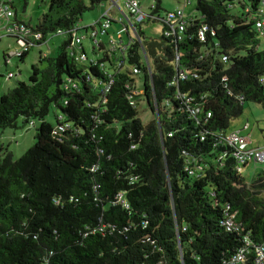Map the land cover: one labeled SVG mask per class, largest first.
<instances>
[{"label":"trees","instance_id":"1","mask_svg":"<svg viewBox=\"0 0 264 264\" xmlns=\"http://www.w3.org/2000/svg\"><path fill=\"white\" fill-rule=\"evenodd\" d=\"M86 1L49 0L36 30L44 39L59 30H92L79 27ZM88 1L93 9L103 0ZM262 1L247 0L254 8ZM195 9L204 16L198 24L216 33L208 34V58L199 60L193 52L199 49L194 39L170 43L163 28L142 43L157 107L138 42L126 59L103 53L94 64L85 51L88 61L76 63L68 53L70 34L56 57L44 59L43 69L31 67L28 83L0 96V130L16 129L18 119L21 129L35 130L34 146L20 159L0 150V264H222L241 235L264 243V171L247 181L231 159L219 160L226 150L213 147L245 103L264 109V49L252 26L220 0H197ZM176 47L179 68L200 77L180 83L179 90L168 86ZM221 55L230 58L226 66ZM133 67L140 77L133 76ZM108 78L113 82L103 103L99 89ZM68 79L76 89L63 87ZM135 82L152 113L147 123L139 110L147 111L145 105H130L126 86ZM178 92L195 101L185 105ZM165 100L167 108L161 106ZM196 104L200 113L193 116L189 110ZM60 125L69 127L54 135ZM202 134H208L204 143ZM188 159L204 171L190 176ZM227 208L239 234L224 230Z\"/></svg>","mask_w":264,"mask_h":264},{"label":"built area","instance_id":"2","mask_svg":"<svg viewBox=\"0 0 264 264\" xmlns=\"http://www.w3.org/2000/svg\"><path fill=\"white\" fill-rule=\"evenodd\" d=\"M109 1L112 5L106 11V14H103L99 21L95 25L98 26L99 30H96L94 27L90 31L84 32L85 34H79L77 29L70 31H57L55 35L48 36L43 38L42 34L36 30L35 27H32L30 24H27L17 17L16 10L14 8V0H0V42L4 39L10 40L13 43L14 49L11 48L9 52L6 53L4 58V65H8L12 59H19L25 54H29L34 48L40 49L43 45L48 46L49 39L54 36H65L67 34L71 35L72 43L68 51L69 55L75 60L76 63H82L88 61V57L84 52L86 51L83 46V39H88L91 45L92 57L89 58V61L96 64L97 60H100L101 55L105 53L110 57H117L123 59L127 57L128 48L133 45L135 42H138L141 51V60L142 64L146 68L149 85L152 90V100L153 106L157 107V102L153 93L154 85L152 81L151 73V62L148 59L144 47L142 45L146 36L153 37V35H144L141 36L140 33L143 32L142 28L144 25L159 23L161 28L164 29L163 36L165 39H168L170 43L175 44L176 46L182 44L186 39L192 41L193 39L197 42L199 49H194L195 54H199V60L203 58H208L212 47L207 45L208 34L211 37L215 36V31L212 30L207 24L200 23L204 16L198 10H192L189 13L186 12L187 5H190V0H182L183 8H175L172 11H167L163 17H160V14H154L157 6H161V0H153L151 5L148 8L149 13H145L141 7L139 0H122L124 2L123 11L117 6L120 0H106ZM222 5H224L228 12L233 16L238 17L243 20L244 25H251L254 31L261 39L260 46L264 49V0L260 2L256 8L251 6V3L247 0H220ZM197 5V4H196ZM117 8V10L124 16V21L120 20L123 23V29L128 37V42L124 43L121 38L118 41L106 40L105 36L108 35L107 29L111 24L116 23L114 18L109 15L111 9ZM128 29H131V35L128 32ZM217 46V44H215ZM50 53L45 52L40 55L39 61L49 58ZM51 58V57H50ZM220 63L227 65L230 61V58L226 55L220 56ZM123 61V60H122ZM180 54L178 48H175L174 52V68L175 75L174 78L170 81V87H175L177 90L180 83L188 82L190 80H198L200 77L196 74L195 71L189 69L179 68ZM117 64V60H116ZM104 64H101L103 66ZM132 74L134 77H140L142 72L137 67H133ZM15 78V75L12 72L6 74V80L10 81ZM227 77L222 78V82H226ZM112 79L108 78L106 83L100 84L99 93L104 103V97L108 93L110 86L112 85ZM260 83L264 85V78L260 79ZM77 85L72 80H67L64 82L63 87L66 89L74 88L76 89ZM127 90H130V105L135 106L138 104L140 107H146L147 112L151 116L152 113L149 110L147 100L143 93V87L140 83L135 82V85L128 84L126 86ZM178 98L185 105L189 106L192 104L195 99L190 95V93H179ZM140 100V101H138ZM238 100L242 102L243 98L239 97ZM142 103V104H141ZM163 108L169 106L168 101L161 102ZM190 114L196 116L200 113L199 107L194 106L189 110ZM152 117V116H151ZM210 113L207 114V119L210 118ZM94 119H97L95 117ZM33 123H31V126ZM68 125H60L56 127L53 131L54 135H61L65 133L68 129ZM246 129L249 128V125H246ZM206 135L202 134L200 136V142H206ZM171 137V135H168ZM252 144L251 138L249 136H242L240 132H228L225 134L217 135L216 140L213 143L214 148H223L226 151L224 155L220 157L219 160L231 159L234 162V170L239 176H245V171L251 164H261L263 165L264 171V144L251 147ZM221 161H219L220 163ZM185 172L190 176H197L199 173L204 171V166L200 165L198 162L196 164L195 160L188 159L185 163ZM222 165V164H221ZM121 196L119 195V199ZM127 208V204H123ZM226 233L239 234L241 229L235 223V214H228V208L226 209V221L222 223ZM186 228H182L181 231L184 232ZM181 232L176 230V234L179 236ZM239 246L233 252V254L222 264H264V243L257 244L254 243L249 234L241 235ZM179 250L180 245H179Z\"/></svg>","mask_w":264,"mask_h":264},{"label":"rangeland","instance_id":"3","mask_svg":"<svg viewBox=\"0 0 264 264\" xmlns=\"http://www.w3.org/2000/svg\"><path fill=\"white\" fill-rule=\"evenodd\" d=\"M153 0H139L141 7L145 13H149L148 8ZM190 5H187L186 12L189 13L195 10L197 0H190ZM49 0H14V8L17 13L19 20L30 24L35 27L38 20L47 11ZM109 1L103 0L99 4L95 5L93 9L90 8V2L86 1V7L88 9L83 13L79 27H94L99 30L98 26L95 25L100 20L103 14L111 7ZM123 11L124 2L120 0L117 4ZM159 14L163 17L167 11H172L175 8H183L182 0H161ZM109 15L114 18L116 23L110 25L107 29L108 35L105 36L106 40L118 41L120 38L124 43L128 42V37L123 29L124 16L114 7L109 12ZM125 24V21H124ZM145 35H160L161 24L154 23L144 25L142 28ZM129 34L131 29H128ZM83 33V32H82ZM84 34V33H83ZM131 35V34H130ZM68 40L67 36H54L49 39L48 47L43 45L40 49L34 48L27 55L23 63H18L17 60L12 59L8 65H4L3 54L14 49L13 43L10 40L4 39L0 42V96L6 93L9 89L14 88L17 83H28V79L31 73V67L33 65L43 69L46 66L45 61L39 64L40 55L43 53H50V57L54 58L60 51L62 43ZM83 46L89 57L92 56L91 45L88 39H83ZM12 72L15 78L7 81L6 74ZM66 78H63L65 81ZM140 101V100H138ZM142 104V103H141ZM141 119L144 123H147L152 118L146 110L139 109ZM47 121L53 123L52 115L50 114ZM22 119H18L16 129H4L0 130V150L2 155L5 153L12 154L14 160L20 159L27 151H29L35 143L34 136L35 130L29 125L24 129H21ZM249 125V128H245ZM228 132H240L242 136H249L251 138V147H256L264 144V109L262 106L252 102H247L243 105L241 116L233 119L230 123ZM263 171V165L251 164L246 169L245 177L247 181H251L252 178ZM264 198V192L260 196Z\"/></svg>","mask_w":264,"mask_h":264},{"label":"crops","instance_id":"4","mask_svg":"<svg viewBox=\"0 0 264 264\" xmlns=\"http://www.w3.org/2000/svg\"><path fill=\"white\" fill-rule=\"evenodd\" d=\"M47 47H48V46H47ZM50 56H51V55H50ZM50 56H49V57H50ZM43 61H44V59H43ZM40 63H41V60L39 61V64H40Z\"/></svg>","mask_w":264,"mask_h":264}]
</instances>
